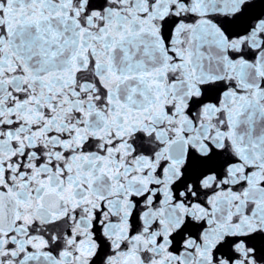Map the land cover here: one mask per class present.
<instances>
[{"label":"snow or ice","instance_id":"obj_1","mask_svg":"<svg viewBox=\"0 0 264 264\" xmlns=\"http://www.w3.org/2000/svg\"><path fill=\"white\" fill-rule=\"evenodd\" d=\"M0 264H264V0H0Z\"/></svg>","mask_w":264,"mask_h":264}]
</instances>
